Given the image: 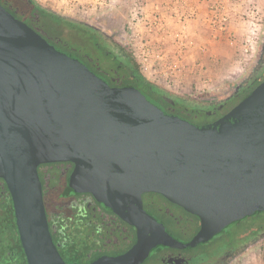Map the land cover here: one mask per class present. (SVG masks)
Instances as JSON below:
<instances>
[{
    "label": "water",
    "instance_id": "obj_1",
    "mask_svg": "<svg viewBox=\"0 0 264 264\" xmlns=\"http://www.w3.org/2000/svg\"><path fill=\"white\" fill-rule=\"evenodd\" d=\"M264 143V81L219 120L198 126L142 90L110 87L0 5V179L27 264H65L48 228L38 167L70 163L64 197L90 195L134 232L130 248L88 264H145L190 251L264 211V176L240 173ZM146 193L197 217L188 241L143 208Z\"/></svg>",
    "mask_w": 264,
    "mask_h": 264
},
{
    "label": "rangeland",
    "instance_id": "obj_2",
    "mask_svg": "<svg viewBox=\"0 0 264 264\" xmlns=\"http://www.w3.org/2000/svg\"><path fill=\"white\" fill-rule=\"evenodd\" d=\"M32 2L41 9L40 14L30 15L27 0H0V5L43 39L81 59L92 71L104 77L112 88H139L141 74L135 49L138 47V52L146 49L163 53V50L170 49L162 46L163 42L168 41V33L173 38L177 32L176 28L170 29L174 28V21L170 17L177 9L176 0ZM238 2L244 11V30L235 38L231 37L227 46H216L215 43L212 46L206 44L205 48L200 46L203 61L198 69H211L213 64V72L218 74L213 77L214 83L220 87L215 102L196 104L201 108L194 109L193 106H186L185 103L195 105L187 95L166 93L171 98L183 101L156 98L168 113L176 114L195 125L207 126L221 118L240 97L253 88L245 89L248 80L259 71L264 56V0ZM168 22L171 24L167 26ZM97 33L122 48L137 75L130 74L112 56L111 51L102 46ZM201 33L200 37L206 41L207 32L202 29ZM249 37L255 38V46L251 55L244 56L243 49ZM129 41L131 44H127ZM146 41L148 44H145ZM262 73L256 82L264 81V71ZM241 88L243 90L233 99ZM156 89L164 92L165 86ZM225 101L229 102L217 112L209 108ZM71 171V164H45L38 167L48 228L62 260L65 264H88L92 258L115 256L127 251L134 240V232L127 224L98 206L90 196H60ZM240 173L248 183L264 176V143L242 164ZM142 202L143 208L180 240H190L199 229L196 217L169 203L159 194L146 193L142 196ZM0 264H27L16 230L11 199L2 180ZM145 264H264V211L240 219L214 239L190 251L160 249Z\"/></svg>",
    "mask_w": 264,
    "mask_h": 264
},
{
    "label": "built area",
    "instance_id": "obj_3",
    "mask_svg": "<svg viewBox=\"0 0 264 264\" xmlns=\"http://www.w3.org/2000/svg\"><path fill=\"white\" fill-rule=\"evenodd\" d=\"M221 6L219 7V14L222 16L224 6ZM182 8V6L177 7L172 17H170L174 21V28L170 27V29L176 28L177 32L173 38L169 37L168 33L166 37L168 41L162 43L163 47H170L169 50H163V53H153L146 49L138 52V47L135 49L138 53L136 54V60L139 65L140 74L146 83L153 85L155 88L161 89L165 85L166 92L176 91L178 94L187 95L195 104H213L219 94L220 88L214 86L213 79L210 76L202 75L201 79L194 80L193 66L188 62V59L192 56L191 45L194 36L197 34L194 29L196 13L193 7L188 6L184 10ZM208 11L211 16H214L215 12L212 7H209ZM219 18L222 22L226 20L217 16L207 22V25L213 28L212 32L223 30L222 24L217 26ZM167 24L170 25L171 22ZM135 40L133 41L136 42ZM167 43H169L168 46ZM127 44H131V42L129 41ZM145 44H148V41ZM254 44L255 38L249 37L243 49L244 56L253 53ZM128 49H130V46ZM199 69V71L203 72L204 67H200Z\"/></svg>",
    "mask_w": 264,
    "mask_h": 264
},
{
    "label": "crops",
    "instance_id": "obj_4",
    "mask_svg": "<svg viewBox=\"0 0 264 264\" xmlns=\"http://www.w3.org/2000/svg\"><path fill=\"white\" fill-rule=\"evenodd\" d=\"M237 1L239 0H176L177 7L182 6L183 10L185 9V7H188V6L193 7L196 13V21H195L194 29L196 30L197 34L194 36L193 43L191 45L192 56L188 59V62L193 66L192 71H193L194 80L201 79L202 75L210 76L212 79L214 76H218L217 73L213 72V70H215L213 68L214 66H212L213 64L211 65V69L210 68L203 69V72L199 71L200 69H198V67L201 65L200 62L203 61V57L200 56L202 53V51L200 50V46H203V48H205L204 46L206 44H208L209 46H212L213 43H215L216 46L217 45L227 46L228 42L232 38H235L236 36H238V33L240 31L244 30L245 25H246L244 22L245 20L243 18L244 11L241 5L239 4V2L237 3ZM221 5H223L224 7ZM220 6L224 8L222 16L219 14ZM209 7H212L214 9V12H215L214 16L213 15L211 16V14L209 13L208 11ZM164 13L165 15L167 14L166 11ZM217 16H220L221 18L226 19L224 22H222L220 18L217 20V26L222 24L223 30L212 32L213 28L207 25V22L213 20V18L214 17L216 18ZM202 29H204L207 32L206 41H203V39L200 37L202 36V33H201ZM241 34L242 32L240 33V35ZM239 41H240V38H239ZM211 57L213 58V55H211ZM207 58H209V56ZM213 84L215 87H218L214 83V79H213ZM166 91L167 90L164 89V92ZM174 93H176V91Z\"/></svg>",
    "mask_w": 264,
    "mask_h": 264
},
{
    "label": "trees",
    "instance_id": "obj_5",
    "mask_svg": "<svg viewBox=\"0 0 264 264\" xmlns=\"http://www.w3.org/2000/svg\"><path fill=\"white\" fill-rule=\"evenodd\" d=\"M27 4H28V11H29V13H30V15H34V13L35 14H40V12H41V9L40 8H38L37 6H36V4L34 3V2H32V0H27ZM264 71V56H263V60H262V65H261V67H260V69H259V71H257L249 80H248V82H247V87L245 88V89H248V87H251L252 88V86H253V88L249 91V92H247V94L245 95V96H242V97H240L239 98V101H237V103L233 106V107H235L238 103H240L243 99H245L259 84H261L262 82L261 81H259V82H256L255 80L261 75V74H263L262 72ZM138 89H140V90H142V91H144L146 94H148L149 96H151V92H154V93H165L166 94V92H163V91H161V90H158V89H156L153 85H151V84H149V83H146L143 79H142V77L140 76V83H139V88ZM243 89L241 88L234 96H233V99L242 91ZM154 98V97H153ZM173 99L174 98H176V97H172ZM155 99V98H154ZM175 101H179V102H183V101H180L178 98H176V99H174ZM230 101V100H229ZM229 101H225V102H223V103H221L220 105H213V106H211V107H209V108H211V109H213L215 112H217L218 110H221L222 108H224V104L226 103V102H229ZM186 104V106H189V107H191V106H193L192 108H194V109H196V108H201L200 106H198V105H189L190 103H185ZM232 107V108H233ZM231 108V109H232ZM230 109V110H231ZM230 110H228L227 112H229ZM226 112V113H227ZM225 113V114H226ZM224 114V115H225ZM223 115V116H224ZM222 116V117H223ZM220 119V118H219ZM218 119V120H219ZM217 121V120H216ZM215 122V121H214ZM62 164H70V163H62ZM72 166V165H71ZM72 168H73V166H72ZM1 180V179H0ZM62 198L64 197L62 194L60 195ZM73 196H76V197H83V196H90V195H86V194H82V195H73ZM91 197V196H90ZM66 198V197H65ZM92 198V197H91ZM93 199V198H92ZM94 201V200H93ZM95 202V201H94ZM96 203V202H95ZM99 206V205H98ZM101 208H103L104 209V207H102V206H100ZM106 212H108V213H111L110 211H108V210H106V209H104ZM112 214V213H111ZM189 214V213H188ZM197 218V217H196ZM198 219V218H197ZM17 230V229H16ZM21 244V243H20ZM93 259V258H92ZM91 259V260H92ZM65 263V262H64Z\"/></svg>",
    "mask_w": 264,
    "mask_h": 264
},
{
    "label": "flooded vegetation",
    "instance_id": "obj_6",
    "mask_svg": "<svg viewBox=\"0 0 264 264\" xmlns=\"http://www.w3.org/2000/svg\"><path fill=\"white\" fill-rule=\"evenodd\" d=\"M98 40L100 41V43L102 44V46L106 47L109 51H111L110 53L112 54V56L114 58L117 59V61H119L120 63H122L124 65V67L128 70V72L132 75H137L136 74V70L131 62L130 59H128V57L126 56V54L123 52L122 48L118 47L117 45H114V43H110L109 41H107V39H105L102 35H100L99 33L96 34ZM106 41H105V40ZM104 40V41H103ZM48 42V41H47ZM109 42V43H108ZM53 45V44H52ZM55 46V45H54ZM111 87V86H110ZM137 88V87H136ZM144 92V91H143ZM151 97L153 98H159V99H167L169 101H172V98L165 94V93H154L151 92ZM157 101V100H156ZM187 213V212H186Z\"/></svg>",
    "mask_w": 264,
    "mask_h": 264
}]
</instances>
